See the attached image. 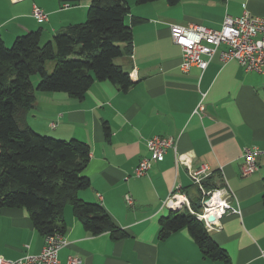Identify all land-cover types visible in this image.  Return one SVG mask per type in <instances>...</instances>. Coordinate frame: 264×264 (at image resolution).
<instances>
[{
  "label": "crops",
  "instance_id": "1",
  "mask_svg": "<svg viewBox=\"0 0 264 264\" xmlns=\"http://www.w3.org/2000/svg\"><path fill=\"white\" fill-rule=\"evenodd\" d=\"M128 4L127 24L140 21L133 25V54L115 63L133 85L124 91L111 81L95 82L81 99L64 92L38 93L27 116L39 134L90 146L84 173L90 187L78 195L101 204L124 234L118 239L110 232L92 236L67 205V245L59 251L60 264L70 258L80 264H225L206 258L187 229L160 239V220L170 214L164 202L172 189L180 186L198 204L201 193L189 172L202 165L212 171L206 188L228 187L240 209L215 224L212 239L231 264H264V74L246 72L236 61L223 63L218 54L205 71L193 67L184 73L182 49L170 32L173 24L219 29L227 14L241 17L245 11L264 17V0ZM34 5L48 14L47 21L32 16ZM63 5L59 0H0V36L10 46L18 36L41 29L43 42L87 20L89 1L78 8ZM200 104L203 111L196 112ZM158 135L174 137L177 153L168 150L147 175L135 176L138 164L150 157L147 141ZM253 147L260 151L258 170L244 176V151ZM44 245L26 209L0 211V257L37 255Z\"/></svg>",
  "mask_w": 264,
  "mask_h": 264
},
{
  "label": "trees",
  "instance_id": "2",
  "mask_svg": "<svg viewBox=\"0 0 264 264\" xmlns=\"http://www.w3.org/2000/svg\"><path fill=\"white\" fill-rule=\"evenodd\" d=\"M77 6L89 1L87 20L64 27L42 44V30L18 36L11 46L0 36V211L24 208L41 235L64 234L63 209L71 205L75 216L92 236L110 232L124 236L98 203L85 202L81 190L90 187L85 170L90 146L78 140H59L35 132L27 116L38 93L64 92L83 98L95 82L111 81L122 90L133 82L115 60L133 54L134 20L127 24L128 0H59ZM160 0H136L148 4ZM175 6L179 0H164ZM55 62L53 72L47 63ZM39 75L34 86L32 77ZM107 139L111 132L105 126ZM209 188V181L205 182ZM264 201V196H263ZM195 209L198 204L194 203ZM160 239L187 229L206 258L231 264L203 222L190 213L170 210L160 220Z\"/></svg>",
  "mask_w": 264,
  "mask_h": 264
},
{
  "label": "built area",
  "instance_id": "3",
  "mask_svg": "<svg viewBox=\"0 0 264 264\" xmlns=\"http://www.w3.org/2000/svg\"><path fill=\"white\" fill-rule=\"evenodd\" d=\"M64 8L72 7L64 4ZM32 16L39 22L48 20V14L34 5ZM171 38L182 49L180 69L188 73L193 67L205 71L212 59L218 54L223 63L236 61L246 72L264 74V17L253 15L245 11L241 17L226 15L221 28L212 29L201 24L171 25ZM197 111H203L200 104ZM150 157L143 159L135 168L134 175L145 176L149 173L153 163L164 160L168 150L177 153V141L171 136H154L147 141ZM260 151L256 148H247L244 151L245 164L242 174L249 176L258 170L257 156ZM193 185L201 193L198 204L195 206L189 196L180 186L172 189L164 206L174 212L186 211L204 223L208 231L216 228L227 213L240 214V209L234 206V193L228 187H217L208 190L205 182L212 175L208 165L190 170ZM131 202V199L128 198ZM210 217H214L210 220ZM67 245L64 234L55 233L45 237V245L41 253L28 254L17 260H7L0 257V264H60L58 255L61 248ZM78 258H70L65 264H80Z\"/></svg>",
  "mask_w": 264,
  "mask_h": 264
},
{
  "label": "rangeland",
  "instance_id": "4",
  "mask_svg": "<svg viewBox=\"0 0 264 264\" xmlns=\"http://www.w3.org/2000/svg\"><path fill=\"white\" fill-rule=\"evenodd\" d=\"M81 4V3H80ZM78 7H80V5H78L77 7L75 6V8H78ZM86 22V21H85ZM59 30H61V29H59ZM58 30V31H59ZM53 35H55V34H52V36ZM45 42H47V41H43L42 42V44H44ZM13 44V43H12ZM11 44V45H12ZM10 45V46H11ZM54 65H55V62H53V61H49L48 63H47V70H48V72L49 73H52L53 71V67H54ZM37 79H38V81H37ZM39 75H34L33 77H32V81H33V84H34V86H37L38 85V83H39ZM199 208V207H198Z\"/></svg>",
  "mask_w": 264,
  "mask_h": 264
},
{
  "label": "water",
  "instance_id": "5",
  "mask_svg": "<svg viewBox=\"0 0 264 264\" xmlns=\"http://www.w3.org/2000/svg\"><path fill=\"white\" fill-rule=\"evenodd\" d=\"M198 207H200V204H198ZM214 219V217H210V220H213Z\"/></svg>",
  "mask_w": 264,
  "mask_h": 264
}]
</instances>
